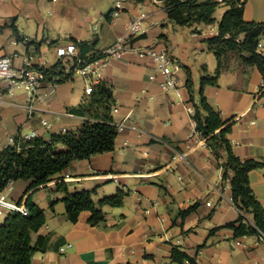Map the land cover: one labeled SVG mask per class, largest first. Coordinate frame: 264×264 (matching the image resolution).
<instances>
[{
    "label": "crops",
    "instance_id": "1",
    "mask_svg": "<svg viewBox=\"0 0 264 264\" xmlns=\"http://www.w3.org/2000/svg\"><path fill=\"white\" fill-rule=\"evenodd\" d=\"M119 1L124 6L122 11L116 15L114 5L112 14L93 27L84 23L87 17L79 12L71 39L86 41L90 47L85 57L78 52L79 57H89L114 43L125 34L129 21L146 12L147 30L136 36L133 44L165 45L179 59L182 95L164 92L152 61L133 52H126L102 69V78L113 85L117 105L112 110L114 123L130 115V124L118 131L115 148L72 161L46 186L25 193L30 181L19 180L0 192L17 203L22 198V205L31 196L46 212L45 224L32 234L33 244L40 236L44 238L32 264H264V238L257 234L236 237L234 230L226 227L240 215L233 202L231 181L223 178L221 164L227 152L219 149L220 156L215 154L206 138L196 133V122L188 111L200 101L203 68L210 74L216 72L218 61L205 38L219 33V21L229 5L217 0L221 4L214 13L216 22L198 24L200 32H195V26L170 21L162 0ZM41 2L0 0V57L12 56L15 67L34 53L47 58L50 47L56 55L51 63L58 60L55 46L60 43H46L49 38L39 10ZM22 16L35 19L34 36L21 32L18 22ZM244 18L264 21V0H248ZM261 42L264 52V34ZM187 67L194 81L192 94L186 83ZM154 75L157 77L152 78ZM263 83L257 67L243 71L236 62L219 76L218 85L204 89L210 104L225 121L233 123L228 137L234 153L242 159L264 161V96L259 93ZM5 85L0 82V88ZM42 93L31 113L24 107L29 97L23 91L6 95L7 102L0 103V152L19 128L24 133L49 137L81 127L86 116L70 111L90 98L79 73L61 82L53 94ZM57 149L66 147L58 145ZM249 177L255 195L264 204V167L252 169ZM60 180L68 184L70 192L94 189L97 205L118 189L128 194L121 206L102 205L103 218L95 225L90 222L89 210L71 222L62 200L65 193L55 190ZM196 202L199 204L194 211L181 214ZM1 217L0 221L4 219ZM174 246L195 261L174 260Z\"/></svg>",
    "mask_w": 264,
    "mask_h": 264
},
{
    "label": "trees",
    "instance_id": "2",
    "mask_svg": "<svg viewBox=\"0 0 264 264\" xmlns=\"http://www.w3.org/2000/svg\"><path fill=\"white\" fill-rule=\"evenodd\" d=\"M144 1V0H137ZM170 21L179 26H195L194 31L200 32L196 25L213 24L214 15L220 1L217 0H162ZM248 0H224L229 8L219 21V33L205 38L209 49L214 51L218 65L215 74H210L203 68L200 85V101L194 104L193 118L196 121V131L206 138L208 146L220 156L219 149H225L227 159L221 164L223 178L230 179L232 196L235 206L240 210L239 218L226 227L234 230V235H264V204L255 195L250 184L249 173L254 168L264 167V161L254 158L242 159L232 149L228 134L233 123L225 121L219 110L208 101L204 89L208 85H218L219 76L239 63L243 71L247 67H257L264 80V52L259 43L264 34V21H249L244 18V9ZM17 31V28H14ZM78 45L81 57L90 50L86 41L73 38ZM101 51H95L92 55ZM91 55V56H92ZM187 70V85L192 94L194 84L190 68ZM51 74L58 75L61 83L73 76L65 74L63 64L59 60L51 69ZM259 93L264 96V83ZM87 101L78 107L70 108L71 112L86 116L81 127L66 132L51 133L49 137L34 136L25 138L21 128L13 137V142L0 152V192L19 180H29L25 191L46 186L56 174L61 173L74 160L88 159L94 154L111 151L115 148L118 127L114 123L112 110L116 105L113 95V85L103 80L95 87ZM193 100V95H192ZM58 145H64L65 150H58ZM55 190L64 191L63 201L71 222H77L80 213L91 211L90 222L97 224L102 218L101 206L110 204L121 206L127 191L118 189L113 194L103 198L99 205L93 199V190L70 192L64 180L57 182ZM22 204V198L19 201ZM198 202L182 210L184 216L194 211ZM27 214L12 211L0 221V264H32L34 254L42 248L43 236L36 244L32 242V234L37 232L46 222L45 210L29 196L25 201ZM174 260L194 262V257L174 246Z\"/></svg>",
    "mask_w": 264,
    "mask_h": 264
},
{
    "label": "built area",
    "instance_id": "3",
    "mask_svg": "<svg viewBox=\"0 0 264 264\" xmlns=\"http://www.w3.org/2000/svg\"><path fill=\"white\" fill-rule=\"evenodd\" d=\"M115 7V13L118 15L124 7L122 1L118 0L115 3ZM146 18L147 13L141 12L135 19L129 21L125 34L96 54V56L79 57L78 45L73 41L66 44H58L55 46L58 56L57 61L60 60L62 62L65 74L73 73L74 75L79 73L81 75L85 83V93L86 95H90L95 90V87L104 80L101 73L102 69L113 60H120L126 52H133L140 57L149 58L152 61L157 72L156 75L161 76L160 87L164 92H175L180 97L182 95V84H180L179 72L182 66L179 59L165 45L138 47L133 44L134 38L145 33L147 30ZM46 43L53 46L50 40H47ZM261 46L262 42L259 43V47ZM53 64L43 53L29 55L26 61L19 67L14 66L12 56H1L0 82H6V85L0 88V103L7 102L5 99L6 95L13 96L18 91H23L29 97V103L28 105H24V107L30 113L33 112V103L41 97L43 94L42 90H44V95L48 96L53 94L60 84L58 82L59 76L51 74ZM156 77L154 75L152 78ZM143 92L147 93V90L144 89ZM116 107L117 105L113 109H116ZM188 111L193 115L195 108L190 106L188 107ZM129 116L127 115L117 124L118 131L130 124ZM44 123L47 124L45 121ZM196 133L199 134L197 131ZM24 136L29 139L36 135L24 133ZM11 142H13V137ZM12 211H20L23 214L28 213L25 205L8 199L4 194L0 195V215H3L4 212ZM260 236L264 238L263 234ZM65 249L66 247L61 248L62 251H65Z\"/></svg>",
    "mask_w": 264,
    "mask_h": 264
},
{
    "label": "rangeland",
    "instance_id": "4",
    "mask_svg": "<svg viewBox=\"0 0 264 264\" xmlns=\"http://www.w3.org/2000/svg\"><path fill=\"white\" fill-rule=\"evenodd\" d=\"M115 1L116 0H42L39 10L41 16L46 21V36L54 43L64 44L72 42L70 31L79 20V12L83 14L84 18L87 17V19H84V23L88 27H93L97 21L112 14ZM224 7L225 6L222 5V8ZM18 23L23 34L34 36V27H36L35 19L22 16ZM93 32L92 30V33ZM47 58L50 62L56 59V55L53 53V47L49 48ZM5 213L6 212H4L1 218H5Z\"/></svg>",
    "mask_w": 264,
    "mask_h": 264
}]
</instances>
